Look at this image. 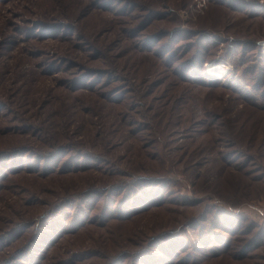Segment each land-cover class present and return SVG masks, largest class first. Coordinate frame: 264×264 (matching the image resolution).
I'll list each match as a JSON object with an SVG mask.
<instances>
[{"label": "rangeland", "instance_id": "obj_1", "mask_svg": "<svg viewBox=\"0 0 264 264\" xmlns=\"http://www.w3.org/2000/svg\"><path fill=\"white\" fill-rule=\"evenodd\" d=\"M0 264H264V0H0Z\"/></svg>", "mask_w": 264, "mask_h": 264}]
</instances>
